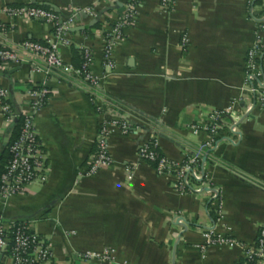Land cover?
Masks as SVG:
<instances>
[{"label": "crops", "instance_id": "0c3cea01", "mask_svg": "<svg viewBox=\"0 0 264 264\" xmlns=\"http://www.w3.org/2000/svg\"><path fill=\"white\" fill-rule=\"evenodd\" d=\"M126 2L0 0V46L24 39L44 43L51 36L45 21L17 18L6 8L41 5L66 15L70 5L93 7L98 16L77 18L69 43L57 41V49L74 67L82 49L91 52L90 68L106 99L98 110L69 75L34 71L26 62L0 64V85L17 110L27 109L28 88L47 80L35 115L45 178L0 199V219L23 221L36 232L50 252L45 264H97L77 256L106 247L114 249L115 264L242 262L237 247H205L203 233L213 229L252 243L264 228V105L246 78L264 0H138L109 68L103 29ZM259 33L264 36V29ZM258 63L264 80V53ZM216 110L225 111L223 125L194 168L199 177L189 175L186 189L138 157L144 141L172 160L190 156L208 139L203 125ZM112 119L129 121L131 132L114 129L111 164L82 176L96 151L99 124ZM10 128L0 111V160ZM0 264H11L7 251Z\"/></svg>", "mask_w": 264, "mask_h": 264}, {"label": "built area", "instance_id": "2783aa9c", "mask_svg": "<svg viewBox=\"0 0 264 264\" xmlns=\"http://www.w3.org/2000/svg\"><path fill=\"white\" fill-rule=\"evenodd\" d=\"M138 0H127L124 12L113 16L103 29V61L104 66H113V47L123 35L125 27L133 23ZM17 18L43 20L51 26V36L46 42L40 43L31 39H24L16 46H0V64L13 65L29 63L34 71L45 74L59 72L69 75L77 81L89 95V99L102 109L105 95L99 90V76L90 68L92 54L88 49H82V61L78 67L64 62L57 49V41L63 45L69 43L67 33L77 18L84 15L97 17V11L91 6H68L67 14L61 15L54 10L30 4L5 9ZM1 26V24H0ZM264 29V23L259 22L257 35L253 45L247 51L246 78L251 83L249 90L257 97L260 105H264V80L258 63V58L264 53V36L259 32ZM47 80L40 86H32L26 91V110H17L9 99L8 90L0 85V111L11 124L21 115V127L18 135L8 145L9 159L0 174V199L23 191L35 179L45 178L46 154L37 135L35 115L42 106L46 95ZM251 106H248L250 109ZM225 111L216 110L209 114L208 123L203 125L209 132V137L201 143L190 156L182 160H172L160 153L152 141H144L138 147V157L153 163L157 173L166 174L174 178V185L179 189L188 187V176L198 178L195 166L199 162L204 150L210 146L219 128L223 125ZM132 125L125 119H112L99 124L96 151L89 159L87 169L81 171L82 176L93 175L112 162L108 142L114 129L122 134L131 132ZM198 131L197 126H192ZM232 130L235 129L231 125ZM204 246L226 245L242 250L244 260L235 264H264V228L259 231L255 241L245 243L233 237L209 229L203 233ZM204 246L202 248H204ZM7 251L11 264H45L49 260L50 252L39 235L31 230L23 221L6 223L0 219V253ZM84 261L97 264H115L114 249L106 247L101 251L84 250L78 256Z\"/></svg>", "mask_w": 264, "mask_h": 264}, {"label": "trees", "instance_id": "16d2710c", "mask_svg": "<svg viewBox=\"0 0 264 264\" xmlns=\"http://www.w3.org/2000/svg\"><path fill=\"white\" fill-rule=\"evenodd\" d=\"M37 6H41V5H37ZM41 7H44V6H41ZM81 60H82V57H81ZM21 121H22V117H21V115H19V117H17L13 121V123L11 124V128L9 130L8 143L4 149L3 155H2L1 160H0V174L4 169V165H5L6 161L9 159L8 145H9L10 141L18 135V132H19L20 127H21Z\"/></svg>", "mask_w": 264, "mask_h": 264}, {"label": "water", "instance_id": "95a60500", "mask_svg": "<svg viewBox=\"0 0 264 264\" xmlns=\"http://www.w3.org/2000/svg\"><path fill=\"white\" fill-rule=\"evenodd\" d=\"M5 140H7V137H6V139Z\"/></svg>", "mask_w": 264, "mask_h": 264}, {"label": "rangeland", "instance_id": "374dc122", "mask_svg": "<svg viewBox=\"0 0 264 264\" xmlns=\"http://www.w3.org/2000/svg\"><path fill=\"white\" fill-rule=\"evenodd\" d=\"M223 119H224V117H223Z\"/></svg>", "mask_w": 264, "mask_h": 264}]
</instances>
